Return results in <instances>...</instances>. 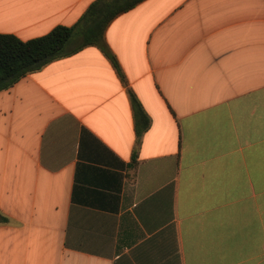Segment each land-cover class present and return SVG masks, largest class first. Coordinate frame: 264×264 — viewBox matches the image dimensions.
Wrapping results in <instances>:
<instances>
[{
  "label": "crops",
  "instance_id": "obj_1",
  "mask_svg": "<svg viewBox=\"0 0 264 264\" xmlns=\"http://www.w3.org/2000/svg\"><path fill=\"white\" fill-rule=\"evenodd\" d=\"M94 1L0 0V34ZM105 42L124 80L87 46L0 92V264H264V0H145Z\"/></svg>",
  "mask_w": 264,
  "mask_h": 264
},
{
  "label": "trees",
  "instance_id": "obj_2",
  "mask_svg": "<svg viewBox=\"0 0 264 264\" xmlns=\"http://www.w3.org/2000/svg\"><path fill=\"white\" fill-rule=\"evenodd\" d=\"M145 0H95L73 26H57L49 34L23 41L12 34H0V92L10 89L28 74L50 62L75 54L87 46L99 47L125 79L116 57L110 52L105 33L111 22ZM76 43V44H75ZM138 144L151 120L138 98L131 93ZM137 152L133 156L136 161Z\"/></svg>",
  "mask_w": 264,
  "mask_h": 264
}]
</instances>
